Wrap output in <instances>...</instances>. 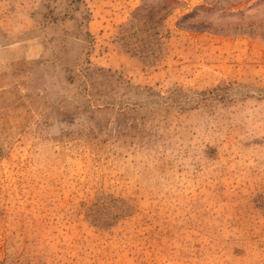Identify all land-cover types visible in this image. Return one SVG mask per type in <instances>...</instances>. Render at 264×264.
I'll list each match as a JSON object with an SVG mask.
<instances>
[{
	"label": "rangeland",
	"instance_id": "obj_1",
	"mask_svg": "<svg viewBox=\"0 0 264 264\" xmlns=\"http://www.w3.org/2000/svg\"><path fill=\"white\" fill-rule=\"evenodd\" d=\"M0 264H264V0H0Z\"/></svg>",
	"mask_w": 264,
	"mask_h": 264
}]
</instances>
